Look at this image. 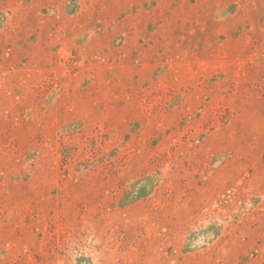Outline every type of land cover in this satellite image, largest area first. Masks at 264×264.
Segmentation results:
<instances>
[{"label":"rangeland","instance_id":"obj_1","mask_svg":"<svg viewBox=\"0 0 264 264\" xmlns=\"http://www.w3.org/2000/svg\"><path fill=\"white\" fill-rule=\"evenodd\" d=\"M0 264H264V0H0Z\"/></svg>","mask_w":264,"mask_h":264}]
</instances>
